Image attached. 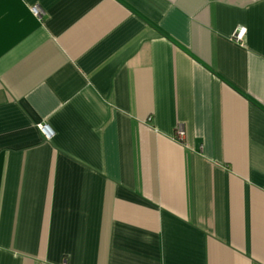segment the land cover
<instances>
[{"label": "crops", "instance_id": "0c3cea01", "mask_svg": "<svg viewBox=\"0 0 264 264\" xmlns=\"http://www.w3.org/2000/svg\"><path fill=\"white\" fill-rule=\"evenodd\" d=\"M0 264H264V0H0Z\"/></svg>", "mask_w": 264, "mask_h": 264}, {"label": "built area", "instance_id": "2783aa9c", "mask_svg": "<svg viewBox=\"0 0 264 264\" xmlns=\"http://www.w3.org/2000/svg\"><path fill=\"white\" fill-rule=\"evenodd\" d=\"M34 11L37 13V14H40L41 11L40 9L38 8H34ZM238 35L241 37V34H243V29L242 28H239L238 30ZM40 129L42 130V132L44 133V135L47 137V138H51L52 135H53V130L46 124H41L40 125ZM178 133L180 136H184V129L181 127L178 129Z\"/></svg>", "mask_w": 264, "mask_h": 264}]
</instances>
